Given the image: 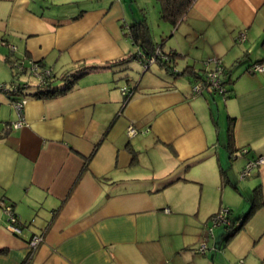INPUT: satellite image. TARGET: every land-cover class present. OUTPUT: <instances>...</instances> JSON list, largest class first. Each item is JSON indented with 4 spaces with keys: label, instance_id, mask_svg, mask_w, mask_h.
I'll use <instances>...</instances> for the list:
<instances>
[{
    "label": "crops",
    "instance_id": "1",
    "mask_svg": "<svg viewBox=\"0 0 264 264\" xmlns=\"http://www.w3.org/2000/svg\"><path fill=\"white\" fill-rule=\"evenodd\" d=\"M129 5L0 0V39L15 46L0 48V83L29 85L17 128L0 90V264H264V203L238 228L208 230L221 205L237 220L256 187L264 201V163L239 175L264 155V71L246 70L264 61V0H194L161 31L175 74L158 62L118 63L137 48L129 25L143 7ZM14 50L52 70L57 92L35 94L36 78L13 71ZM212 58L226 67V95H193L185 67L203 71ZM1 201L12 205L18 233L7 229ZM33 234L42 235L34 250Z\"/></svg>",
    "mask_w": 264,
    "mask_h": 264
},
{
    "label": "built area",
    "instance_id": "2",
    "mask_svg": "<svg viewBox=\"0 0 264 264\" xmlns=\"http://www.w3.org/2000/svg\"><path fill=\"white\" fill-rule=\"evenodd\" d=\"M245 37L244 32H240L239 35L237 36L238 40H243ZM0 44L1 45H7L11 50L15 49V46L7 43L4 40L0 39ZM138 56H143L141 51H138ZM159 56L161 59H166V54H163L160 49H156V53L154 55H150L148 57H144L145 61L141 62L142 67L145 69L148 67L151 63L156 62L157 57ZM210 62L213 63V66L205 71L204 74V81H195L191 84V92L193 95H198L203 92L204 89L209 88L222 96H225L228 89L226 86V82L224 81V65L221 61L220 58H212L209 60ZM13 66L17 68L19 73L23 72H29L30 75L34 76L36 78V83L34 84V87H41L44 84L47 83L48 78L53 75L51 73V70L44 65H42L39 61L37 60H32L29 58H17L15 65ZM248 72H257V71H264V62H255L250 65V67L247 70ZM17 73V72H16ZM19 83V84H18ZM27 82H17V81H12L9 82L8 84L6 83H0V90L8 94L12 98V102L14 104L15 110L18 115V119L15 120L12 123V126L17 128L22 126L25 121L23 117V108L24 105L27 102V97L24 94L23 91L26 87H28ZM121 93L127 98L131 94L130 87L122 86L121 88ZM126 100V99H125ZM128 132L129 134H137L139 131L133 127L129 126L128 127ZM147 129L142 130L141 132H145ZM247 152L246 148H242L241 153L245 154ZM264 163V155H257L254 157H250L246 160L244 163L243 167L240 170V177L245 178L251 174V172L256 168L258 165ZM2 210L6 216V227L8 230L11 232H19V227L16 225L17 223V218L16 214L13 210V207L10 203L2 202ZM209 222L210 225L208 226V230L211 231L212 227L218 226V225H231V224H240L241 219L234 220L231 216V210L227 207H221L217 212L212 214L209 217ZM42 240V235L40 234H33L30 239H29V247L30 249L34 250L38 244ZM206 249L205 243H202L200 248L198 249L200 252H204Z\"/></svg>",
    "mask_w": 264,
    "mask_h": 264
},
{
    "label": "trees",
    "instance_id": "3",
    "mask_svg": "<svg viewBox=\"0 0 264 264\" xmlns=\"http://www.w3.org/2000/svg\"><path fill=\"white\" fill-rule=\"evenodd\" d=\"M194 0H157L158 3V8H159V17L163 21L168 22L172 27H175L178 22L182 19L184 14L186 13V10L190 7ZM129 36L130 39L132 40V43L137 45V50L134 51L132 54L129 56L122 58L119 60L118 63H123L127 62V60H133V59H139V61L143 62L145 61L144 57H148L150 55H154L156 53V49H160L163 54H166V59H161L159 56L157 57L156 62L161 64L166 72L170 74H175L176 72L173 70L174 69V56L175 52L172 51H164L162 46L164 45L165 39L161 37L160 42L154 41L152 35H151V30L146 22L145 18H142L139 21H135L129 25ZM138 51L143 54V56H138ZM257 62H264V61H257ZM255 63V62H253ZM251 63V64H253ZM141 64V63H140ZM250 67V64L247 66L246 70ZM194 71L191 67H185L184 72L191 77L192 82L195 81H200V80H205L204 79V74L205 71ZM224 73L226 71V67L224 66ZM226 80V79H225ZM224 80V81H225ZM51 83L52 80H48L46 84H44L41 87H35V94H54L57 92V90H52L51 88ZM19 84V83H18ZM228 89V88H227ZM130 91L132 93V88H130ZM131 95V94H130ZM129 95V96H130ZM127 96V98L129 97ZM127 98H125L127 100ZM231 132V129L229 130V133ZM231 135V133H230ZM258 188L256 187L254 189V196L253 200L251 203V206L248 210V212L242 217L239 218L241 219V223L237 225V228L240 227L243 222L249 217V215L254 211V209L264 203L262 201V196L260 191L257 190ZM233 225V224H231ZM230 226V225H227Z\"/></svg>",
    "mask_w": 264,
    "mask_h": 264
},
{
    "label": "rangeland",
    "instance_id": "4",
    "mask_svg": "<svg viewBox=\"0 0 264 264\" xmlns=\"http://www.w3.org/2000/svg\"><path fill=\"white\" fill-rule=\"evenodd\" d=\"M74 1H76V0H74ZM129 3H130V5L129 6H131V8H133L134 10H137V11H140L139 9L141 8V7H143V10L141 11L142 12V14H140V12H139V15H141L140 16V18L142 19V18H145V20H146V22L148 23V25H149V27H150V30H151V35H152V37H153V39L155 38V40H157V42H160V39H161V37H163L164 39H165V43H167L166 41L169 39V32H167V33H161V31L163 30V29H165V32L166 31H169V30H171V28H173L172 27V25H170V24H168V22H164L163 20H161L160 19V17H159V13H158V11H157V8H158V3H157V0H129ZM66 5H68V4H66ZM75 5V4H74ZM136 13H138V12H135L134 14H136ZM134 14H130V16L128 17V19L129 18H131L132 17V19H137L136 17V15L135 16H133ZM132 15V16H131ZM167 29V30H166ZM164 31V30H163ZM129 40V44H130V46H133V45H135L136 47H137V45L136 44H134V43H132L131 42V40L130 39H128ZM132 43V44H131ZM0 48H5V49H7V51L8 50H10L11 51V49L7 46V45H1L0 44ZM136 50H137V48H136ZM18 53H17V50H14V53L12 54L13 55V57H12V60H11V66H12V68H13V71L16 73V74H19V75H22L21 73H19V71L17 70V68H16V66L14 67L13 66V64L15 65V63H16V60H17V58H16V55H17ZM129 66H131V67H128L126 70H128V73H131L132 71H133V69H134V67H133V63L132 62H129ZM153 64V65H152ZM150 66H151V69H153V68H159V66L157 65V64H155V63H152ZM143 68V67H142ZM147 68V67H146ZM139 69V68H138ZM143 70V69H142ZM142 70L140 69V71L142 72ZM136 71H137V69H136ZM146 71V70H145ZM140 72V73H141ZM51 73L53 74V72H52V70H51ZM131 75H133V73L131 74ZM135 77L136 76H139V73H137V72H135ZM24 76V75H23ZM53 76H54V74L53 75H51L49 78H48V80H52V78H53ZM132 77V76H131ZM31 79H33V80H35L34 78H31ZM129 79V78H128ZM129 81L131 82L132 81V78L131 79H129ZM124 86H126V85H124ZM120 91H121V89H120ZM125 97V96H124ZM129 126H133V125H128L127 127H126V131H127V134L129 135V136H133L134 134H129V130H128V127ZM133 127H135V126H133ZM136 128V127H135ZM137 129V128H136ZM138 130V129H137ZM222 207H226V206H224V205H221ZM219 210V209H218ZM217 210V211H218ZM216 211V212H217ZM219 226H221V225H219ZM223 226V225H222Z\"/></svg>",
    "mask_w": 264,
    "mask_h": 264
}]
</instances>
